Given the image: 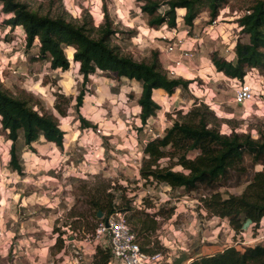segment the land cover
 <instances>
[{"label":"rangeland","instance_id":"rangeland-1","mask_svg":"<svg viewBox=\"0 0 264 264\" xmlns=\"http://www.w3.org/2000/svg\"><path fill=\"white\" fill-rule=\"evenodd\" d=\"M18 1L42 15L80 24L92 21L95 27L105 22L107 13L119 32L112 45L123 55L149 61L157 52L160 62H167L161 37L172 36L174 29L166 24L151 27L137 0ZM255 1H229L213 26L206 10L193 27L181 22L185 11L178 10L175 28L178 33L189 31L187 39L194 51L188 68L180 70V78L189 84L171 96L159 92L155 100L160 109L145 125L137 103L140 83L98 71L84 86L72 47L65 50L71 61L68 71L52 70L49 62L36 61L38 41L29 48L24 31L7 23L11 16L0 3V89L46 109L66 134L63 148L41 139L33 149L25 147L21 134L17 148L24 170L19 175L9 167L12 143L0 123V264H94L97 248L109 247L110 239L108 234H98L105 221L96 216V202L131 209L117 210L110 218L124 217L140 246L149 253H162L165 264L183 254L189 255L188 264L229 247L243 250L264 245V224L257 230L248 226L236 235L228 220L209 214L202 201L213 192L224 198L242 194L253 171L248 155V173L232 170L211 189L173 190L164 183H147L140 175L147 142L164 136L195 104L204 103L215 113L224 134L235 132L254 139L264 135V69L247 72L244 81L252 84L254 98L237 105L235 91L244 81L216 71L211 60L216 53L235 61L237 40H248L238 20ZM166 9L162 6L160 11ZM83 88L86 94L79 112L76 98ZM57 104L66 111L65 117L56 110ZM140 218L155 230L140 232ZM59 236L64 241L60 252L55 245Z\"/></svg>","mask_w":264,"mask_h":264},{"label":"trees","instance_id":"trees-1","mask_svg":"<svg viewBox=\"0 0 264 264\" xmlns=\"http://www.w3.org/2000/svg\"><path fill=\"white\" fill-rule=\"evenodd\" d=\"M137 1L141 3V11L149 17L151 27L158 28L166 24L169 28H175L178 10L185 11L184 21L193 27L202 11H208L210 18L216 20L220 9L231 0ZM0 3L3 12L11 16L7 23L13 28L21 27L24 31L27 46L32 48L38 41L36 61L49 62L52 70L68 71L71 61L65 50L72 47L75 50L73 62L79 67L84 86L90 76L98 71L110 72L117 79L140 83L142 91L137 103L143 125L160 109L155 100L157 91H165L171 96L178 88L188 87V81L167 76L157 52L152 53L149 61H137L132 56L123 55L119 47L113 46L112 39L119 32L113 27L107 13L104 14L105 22L95 27L92 21L85 20L80 24L62 16L42 15L18 0H0ZM162 6H167L164 12L160 11ZM238 24L248 40H237L235 61H228L216 53L212 54L211 60L216 71L230 79L244 81L250 69H264V0H256L240 17ZM85 94L83 88L76 98L79 112ZM37 108L29 101L0 89V123L12 143L9 167L19 175H23L24 170L17 148L21 134L25 147L30 149L41 139L59 148L64 147L66 134L58 119L43 107ZM56 110L66 116V111L60 105H56ZM80 120L85 126L90 124L81 114ZM143 152L140 168L142 179L147 183H164L173 190L183 189L186 192L202 187L211 189L232 170L240 174L248 173L249 167L245 163L248 155L251 160L250 169L253 171L243 193L224 198L221 193L213 192L202 201L209 214L227 219L236 235H241L248 226L257 230L264 224V135L254 139L251 135L235 132L224 134L215 113L206 104L199 103L166 129L164 136L147 142ZM93 205L96 216L99 211L103 213L102 222L107 221L117 210H131L117 209L114 205L102 202ZM134 216L131 218L136 220ZM140 222V232L155 230V227L148 226L141 218ZM55 245L60 252L64 246L61 236ZM111 258L110 247H98L94 264H109ZM188 264H264V245L258 244L243 250L229 247L214 255L198 257Z\"/></svg>","mask_w":264,"mask_h":264},{"label":"built area","instance_id":"built-area-1","mask_svg":"<svg viewBox=\"0 0 264 264\" xmlns=\"http://www.w3.org/2000/svg\"><path fill=\"white\" fill-rule=\"evenodd\" d=\"M184 17L185 14L181 17V22L184 21ZM215 24L216 21L214 20L212 26ZM173 29L169 33L172 36L163 35L161 37L166 43L162 48L167 56V62L165 64L161 63L163 70L170 79H179L181 76L180 70L188 68L189 62L194 57V51L189 46L187 39L189 31L178 33L176 28ZM253 98L254 88L252 84L248 81L240 83L235 91V103L243 105ZM107 221L109 226H105L106 221L102 223L98 234H108L110 236L109 247L112 251V258L109 264H165L166 258L162 253H149L141 248L135 233H133L124 217L109 218ZM258 240L259 237L255 238V241Z\"/></svg>","mask_w":264,"mask_h":264},{"label":"water","instance_id":"water-1","mask_svg":"<svg viewBox=\"0 0 264 264\" xmlns=\"http://www.w3.org/2000/svg\"><path fill=\"white\" fill-rule=\"evenodd\" d=\"M98 218L103 217V213L101 211L98 212ZM105 226L108 227V221L105 222ZM190 257L188 254H183L181 257L177 258L172 264H185L189 261Z\"/></svg>","mask_w":264,"mask_h":264},{"label":"crops","instance_id":"crops-1","mask_svg":"<svg viewBox=\"0 0 264 264\" xmlns=\"http://www.w3.org/2000/svg\"><path fill=\"white\" fill-rule=\"evenodd\" d=\"M142 88V87H141ZM158 90H160V89H158ZM142 91V90H141ZM155 91H157V90H155ZM159 92H162V91H157L156 92V94H155V96L159 93ZM165 92V91H164ZM166 93V92H165Z\"/></svg>","mask_w":264,"mask_h":264}]
</instances>
